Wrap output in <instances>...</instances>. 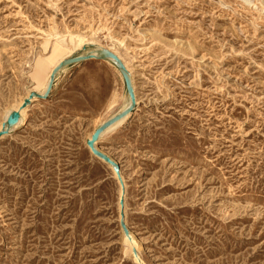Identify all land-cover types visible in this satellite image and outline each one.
I'll return each instance as SVG.
<instances>
[{
	"label": "rangeland",
	"instance_id": "374dc122",
	"mask_svg": "<svg viewBox=\"0 0 264 264\" xmlns=\"http://www.w3.org/2000/svg\"><path fill=\"white\" fill-rule=\"evenodd\" d=\"M99 48L137 96L97 142L129 236L86 143L129 97L83 61L0 139V264H264V0H0V129Z\"/></svg>",
	"mask_w": 264,
	"mask_h": 264
},
{
	"label": "water",
	"instance_id": "95a60500",
	"mask_svg": "<svg viewBox=\"0 0 264 264\" xmlns=\"http://www.w3.org/2000/svg\"><path fill=\"white\" fill-rule=\"evenodd\" d=\"M86 49H87V46L85 45L83 46L82 51H85ZM94 59L111 60L112 64L119 69L122 75L125 88H126V92L130 99V103L128 107H126L122 111L118 112L117 114L113 115L112 117L108 118L105 122L100 124L94 130L90 139H88L86 142L92 154L112 168L121 186L122 195L119 200L120 227L122 229L124 236H129V229L125 222V183H124V180L121 174V167L115 160H113L110 156H108L104 152L100 151L99 148L97 147V142L100 140L101 135L115 123L119 122L120 120L124 118H127L135 110L136 105H137V96L135 94V87L133 84L131 73L127 69L125 63L121 60V58L116 53H114L112 50L107 49V48H99L96 52L89 51L88 53H85V54L73 55L61 61L59 65H57L52 71L50 79H49V83H48V86L45 92L44 93H39L36 91L30 92L29 96L23 100V103L19 107V109L13 110L9 114L5 122H3L2 124V128L0 130V139L8 135L13 130V127L19 123L21 119V111L31 106L35 100H45L49 97L53 89L57 74L61 70H63L64 68L68 66L81 63L83 61L94 60Z\"/></svg>",
	"mask_w": 264,
	"mask_h": 264
},
{
	"label": "bare ground",
	"instance_id": "6f19581e",
	"mask_svg": "<svg viewBox=\"0 0 264 264\" xmlns=\"http://www.w3.org/2000/svg\"><path fill=\"white\" fill-rule=\"evenodd\" d=\"M80 43H82V42H80ZM79 43V44H80ZM85 46V45H84ZM83 48V47H82ZM82 50V49H81ZM98 49H96V50H93L94 52H96ZM91 52V51H90ZM88 53V52H87ZM115 53V52H114ZM118 55V54H117ZM119 56V55H118ZM120 58H121V56H119ZM68 57H63V58H61V59H59L57 62H55V64L50 68V70H49V72H48V77H47V82L45 83V85H44V87H43V89L40 91V90H36V92H39V93H44L45 92V90L47 89V86H48V83H49V79H50V76H51V73H52V71L54 70V68L57 66V65H59V63L61 62V61H63L64 59H67ZM121 60L123 61V59L121 58ZM108 61H110L111 62V60H108ZM110 62H108V63H110ZM112 63V62H111ZM125 63V62H124ZM125 65H126V63H125ZM126 67H127V69L129 70V72L131 73V71H130V69L128 68V66L126 65ZM40 68V67H39ZM117 68V67H116ZM118 69V68H117ZM118 71H119V69H118ZM119 73H120V71H119ZM121 74V73H120ZM131 77H132V73H131ZM133 79V78H132ZM35 91V90H34ZM30 94V93H29ZM29 94L25 97V98H27L28 96H29ZM24 98V99H25ZM23 99V100H24ZM23 100L21 101V103L17 106V108L16 109H19V107L22 105V103H23ZM115 102H116V100H114V102H112V104L114 105L115 104ZM129 103H130V99H129ZM129 103L123 108V109H125L126 107H128V105H129ZM111 104V106H113ZM15 109V110H16ZM122 109V110H123ZM121 110V111H122ZM25 111H26V109L25 110H23V111H21V119H20V121H19V123L18 124H16L14 127L16 128V127H19V125L23 122V120L25 119L24 117H25ZM112 117V116H111ZM123 120V119H122ZM122 120H120L119 122H117V123H115L114 125H112L110 128H108L102 135H101V138L106 134V133H108L109 131H113L115 128H116V126L122 121ZM13 127V128H14ZM1 130V129H0ZM100 138V139H101ZM121 195H122V190L120 191V197H121ZM120 197H119V200H120Z\"/></svg>",
	"mask_w": 264,
	"mask_h": 264
}]
</instances>
